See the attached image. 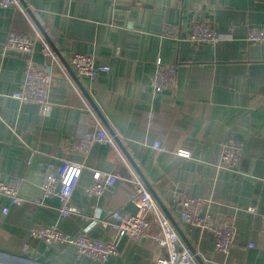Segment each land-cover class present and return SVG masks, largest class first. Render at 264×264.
Masks as SVG:
<instances>
[{"label":"crops","instance_id":"1","mask_svg":"<svg viewBox=\"0 0 264 264\" xmlns=\"http://www.w3.org/2000/svg\"><path fill=\"white\" fill-rule=\"evenodd\" d=\"M19 1L27 17L16 8L0 9V177L17 181L24 203L12 205L0 196V264H97L73 247L29 235L34 226L51 225L72 236L90 227L89 237L114 241L117 255L106 264H156L166 250L149 217L140 240L97 222L109 221L112 211L138 212L130 196L135 177L178 227L197 264H264V44L245 41L248 27L264 26V0ZM196 23L211 25L223 40L215 46L190 43ZM164 25L175 27L177 38L161 37ZM33 27L66 64L70 80L46 64L37 44L31 59L46 64L53 77L46 114L12 98L26 61L3 49L9 34L29 35ZM71 53L90 55L109 72L78 77L67 64ZM156 61L176 69L172 88L161 94L150 87ZM95 118L113 144H94L83 156L77 138L95 129ZM228 139L243 144L238 172L216 168ZM178 150L190 157L176 155ZM65 160L82 165L69 199L79 215L60 219L57 198H44L40 185ZM94 172L116 176L97 197L86 191ZM184 197L200 199L203 213L232 222L236 236L228 253L214 248L211 233L180 220Z\"/></svg>","mask_w":264,"mask_h":264},{"label":"built area","instance_id":"2","mask_svg":"<svg viewBox=\"0 0 264 264\" xmlns=\"http://www.w3.org/2000/svg\"><path fill=\"white\" fill-rule=\"evenodd\" d=\"M16 8L23 16L27 17L26 6L21 5L19 0H0V9ZM160 36L163 38H177V30L170 25H164ZM187 40L194 45L215 46L223 40V35L207 23H196L192 26ZM245 41L249 44H264V26L248 27ZM37 44L39 51L48 66H56L70 82L65 67L59 57L53 52L45 38L34 27L29 35L11 33L5 44V52H13L26 61V70L19 88L12 94V98L19 103H34L42 114L50 110L49 93L53 82L52 75L46 70V64H37L32 61ZM70 66L78 77L94 79L100 74H107L109 68L99 65L90 55L71 53L67 59ZM175 67L164 65L156 61L154 73L150 80V87L155 94H161L171 89L175 77ZM73 85V84H72ZM264 107V100L261 103ZM92 114V113H91ZM95 129L85 131L77 138V151L86 156L94 144H113L99 120L95 118ZM158 147L157 144L154 145ZM176 155L189 158L187 151H175ZM243 155V144L239 140L228 139L221 145L216 168L228 172H238V165ZM82 172V165L70 161H62L54 173H47L40 185L44 198L56 197L58 200V216L60 219L72 215H79L78 211L69 203L73 188ZM116 176L94 172L92 183L87 187L89 196H100L111 189L115 184ZM134 190L130 194L132 199L138 201V212L129 214L125 212L112 211L110 220H98L103 227H111L118 234L124 235L132 240L143 239L147 235L149 217L159 230L160 237L157 239L159 246L166 250V256L157 260L156 264H197L195 255L185 247L179 238L178 232L158 207L156 201L146 190L144 185L135 177L133 179ZM0 196L6 197L10 204L19 206L24 199L19 196L17 181H4L0 177ZM203 203L200 199L184 197L180 204V220L199 227L202 231L212 234L214 248L222 253H228L236 236V229L228 219L211 217L202 212ZM248 213H255L253 207L247 208ZM7 213V208L2 210ZM87 227L81 234L72 236L62 232L56 225L34 226L29 235L39 239L46 245L64 244L73 247L79 256L88 258L97 264H106L109 259L117 255V247L114 241H100L88 236ZM248 247H254V242H249Z\"/></svg>","mask_w":264,"mask_h":264},{"label":"water","instance_id":"3","mask_svg":"<svg viewBox=\"0 0 264 264\" xmlns=\"http://www.w3.org/2000/svg\"><path fill=\"white\" fill-rule=\"evenodd\" d=\"M41 33V32H40ZM42 34V33H41ZM43 35V34H42ZM47 40V39H46ZM61 60V59H60ZM63 65H66V64H63ZM79 88H80V90H81V92L83 93V95L85 96V98H86V100L88 101V103L91 105V107L93 108V110L95 111V113L97 114V116L99 117V119H100V121L102 122V124L103 125H105L106 126V121H105V119L101 116V114H100V112L98 111V109L95 107V105L93 104V102L91 101V99L89 98V96L85 93V91H84V89L81 87V86H79ZM110 134L111 135H113L112 134V132H110ZM117 143H118V141H117ZM118 145H119V143H118ZM120 146V145H119ZM132 163V162H131ZM132 166H133V164H132ZM134 167V166H133ZM134 169H135V167H134ZM136 170V172L138 173V175H139V177L142 179V181L144 182V184L145 185H147V183H146V181L142 178V176L140 175V173H139V171L137 170V169H135ZM174 227H175V229L178 231V227L174 224L173 225ZM178 234L180 235V237L185 241V239L183 238V236H182V234L178 231ZM192 251V250H191ZM196 260H198V259H196ZM198 263H200V261H198ZM201 264V263H200Z\"/></svg>","mask_w":264,"mask_h":264}]
</instances>
